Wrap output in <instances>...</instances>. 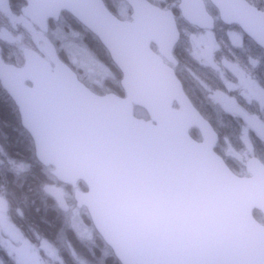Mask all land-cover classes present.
<instances>
[{"label": "water", "instance_id": "1", "mask_svg": "<svg viewBox=\"0 0 264 264\" xmlns=\"http://www.w3.org/2000/svg\"><path fill=\"white\" fill-rule=\"evenodd\" d=\"M123 1L131 21L113 15L104 0H26L22 15L42 34L36 43L45 57L28 50L17 67L0 53V83L18 109L37 161L74 189L76 206L87 211L120 264H143L149 251L157 264H256L264 251V225L254 217V210L264 215V164L250 159L248 176L241 177L215 152L219 135L165 62L177 64L173 52L181 34L174 13L148 0ZM209 1L220 21L238 26L264 51V11L247 0ZM179 2L189 25L215 29L205 0ZM63 12L109 53L123 74L125 98L94 93L60 58L47 35L49 21ZM135 106L149 119L137 118ZM231 111L264 140V122L239 106ZM193 128L202 142L191 137ZM146 160L171 167L145 169ZM44 189L69 211L61 188ZM20 254L27 262L26 244Z\"/></svg>", "mask_w": 264, "mask_h": 264}, {"label": "rangeland", "instance_id": "2", "mask_svg": "<svg viewBox=\"0 0 264 264\" xmlns=\"http://www.w3.org/2000/svg\"><path fill=\"white\" fill-rule=\"evenodd\" d=\"M117 16L120 19H128L130 17V8L122 0H111ZM157 5H161L166 0H153ZM180 23V22H179ZM60 24V23H58ZM182 24V23H181ZM0 45L2 52H5L8 59L15 61V63L21 65L24 61V53L26 51H37L36 39L40 36V31L35 27L29 19L27 20L22 14L15 9H11L7 1L0 3ZM185 32L184 46L189 49L190 63L208 65L211 64L208 60H204L202 57V51L205 50L207 55L217 54L220 50L218 44L216 32L214 31H202L183 25ZM228 38L236 48H241L244 40V33L238 28H231L226 30ZM83 32H77L70 27L63 24L52 28L49 38L55 43L58 50L63 56L75 66L80 75L87 81V83L101 93L109 92L106 87V83L109 81H116L117 74L111 69V67L97 57L82 43ZM84 34H86L84 32ZM25 35L28 36V40H25ZM32 37L33 45H29V38ZM203 49V50H202ZM204 52V51H203ZM220 59L217 57L215 69L220 68L222 76L220 80L228 90H239L242 93V99L247 102V105H253L254 103H261L260 96L252 93L248 89L247 70L244 68V64L237 60H231L229 58ZM250 63H254L251 59ZM255 64V63H254ZM119 82V80L117 81ZM202 85L208 90L211 88L206 82L202 81ZM201 85V84H200ZM202 87V86H201ZM213 100V96H212ZM263 106L256 112L257 117L264 122V109ZM260 115V116H259ZM261 117V118H260ZM219 128L222 130L223 121L216 120ZM231 125V121H224V123ZM225 132L222 134H233L235 139L220 138L218 143L219 151L229 161L230 165L235 169V172L241 176L248 175L246 166L247 162L256 157L264 161V140L259 139L252 131L244 124L240 122H233L230 128H224ZM232 130V132H231ZM31 170V165L24 162H20L10 158L5 149H1L0 153V174L22 176ZM64 191L65 188L61 187ZM3 188L0 187V264L4 260L6 264H24L19 260L22 243H28L30 249V256L36 259L34 264H67L62 255V249L60 244L50 242L48 239L41 237L39 233H28V237L22 233V231L16 227V224L12 220L11 208L6 201ZM46 192V191H45ZM48 195V194H47ZM68 199L71 201V195L67 193ZM69 202V211L65 214V220H67L70 230L80 241L86 245L95 244L96 233L93 226L85 219L88 217V213L85 209L78 208L72 201ZM71 255V260L77 261V264H92L83 259L77 254L76 251H71L69 247L65 248ZM106 252V253H105ZM104 253L109 254L106 250Z\"/></svg>", "mask_w": 264, "mask_h": 264}, {"label": "trees", "instance_id": "3", "mask_svg": "<svg viewBox=\"0 0 264 264\" xmlns=\"http://www.w3.org/2000/svg\"><path fill=\"white\" fill-rule=\"evenodd\" d=\"M105 5L116 14L111 0H104ZM152 1L153 0H149ZM179 0H166L161 6L164 9L172 10L177 18L181 19V13L178 9ZM250 3L256 5L260 10L264 11V0H247ZM23 5L18 3L15 5V11L19 12ZM184 22V21H183ZM60 24L72 28L77 32H83L82 43L105 64L109 65L113 69L118 79L120 77L119 70L113 64L108 52L87 29L70 16L68 13H63L60 17ZM50 21V29L59 26L60 24ZM182 26V25H181ZM237 28V27H235ZM239 29V28H238ZM84 32L86 34H84ZM25 40H28V36L25 35ZM249 43V49L246 51V56H241L240 53H233V58L242 64H247L249 57L254 58V62L259 64L260 76H256V79L264 84V51L259 48L250 39L246 38ZM226 43V42H225ZM32 37L29 38V45H33ZM61 59L68 63L69 61L63 56ZM119 80V79H118ZM117 80V81H118ZM109 81L106 83V87L109 92L119 94L121 87L119 82ZM97 91V90H96ZM7 93L2 89L0 85V141L2 148L5 149V153L12 159L24 162L31 165V170L22 176L2 175L0 174V187H2L6 201L11 208L13 222L26 234L31 232L39 233L44 239L50 240L55 244H60L62 249V255L67 264H77L74 259L71 260V255L65 249L66 246L72 251H76L77 254L83 259L92 264H120L114 257L112 251L105 245L104 241L96 234L95 244L86 245L82 240L80 241L70 230L67 220H65V214L59 209V205L56 200L51 199L45 192V187L48 185H61L50 173V170L43 167L38 163L35 157L34 145L31 137L21 126L20 115L18 109L9 98ZM237 122L242 123L238 120ZM226 122L222 123V130L224 128H230ZM221 134L222 138L235 139L233 134ZM191 135H195L191 132ZM238 138V137H237ZM230 164V163H229ZM233 169V167L230 165ZM235 171V169H233ZM82 190H86L84 184L79 186ZM65 192L71 195V201L73 200V192L71 187H64ZM256 219H260V215L255 213ZM89 217H86L88 223L91 224ZM106 250L109 254H105ZM105 252V253H104ZM77 262V263H76Z\"/></svg>", "mask_w": 264, "mask_h": 264}, {"label": "flooded vegetation", "instance_id": "4", "mask_svg": "<svg viewBox=\"0 0 264 264\" xmlns=\"http://www.w3.org/2000/svg\"><path fill=\"white\" fill-rule=\"evenodd\" d=\"M5 1L8 2L9 7L11 9H15V5L16 4L18 5V3L22 4L23 7L20 8L21 12H22V9L26 6V0H0V3L5 2ZM205 2H206L208 13L215 19V29L213 31L216 32L218 44L221 47L219 52L215 55H213L212 53H210L211 55L206 54V56H204L201 53L203 59L208 60L211 64H208V65H203V64L199 65V64H195V63L189 64V61H192V59L190 58L188 47L184 46L182 44L184 42L183 39L185 37V32H184L183 26H181V25L183 24L186 27H191V28H195V29H198V28L189 25L186 21L183 20L182 16H181V19H182L181 21L179 18H177L175 16L176 21L178 23L179 31L181 34V39H180L179 43L176 45V47L174 48V52H173V56H174L175 60L177 61V64L175 65V64H172L170 62L168 63V61H166V60H165V62H166V64H168V66H170L174 70L176 77L182 83L183 89H184L186 95L188 96V98L190 99V101L192 102V104L201 113V115L206 120H208L210 122V124L213 126V128H215V131L220 136L225 131L221 132V130H220L221 128H219V125H218V123H220V122H216L217 119L220 118L221 121H231L232 123L240 120V121H242V123H244V120L242 118L234 115V113L231 111V109L234 105L241 107L249 115L260 120L257 117L256 112L257 111L260 112L259 109L262 106L264 109V98H263V95L261 93V90H264V84L256 79V76L261 77L260 71L258 70L260 65L256 64V62H254L255 61L254 58L249 57V60H247V64L244 65L245 66L244 68L247 70V73H249L248 79H247L248 89L252 93H254V95L256 94L257 96H260L261 103H257V99L255 98L254 100H256V104L254 103L252 106L247 105V102H245L242 99L241 91H239V90H228V88L225 87V85H223L224 83H222V81L220 80V77L222 76L221 70H220V68L215 69V64H213V62L216 61L217 57H219V56H220V59L224 58L223 56H225L226 58H229L231 60H236L233 58V55H232L233 53L234 54L240 53L241 56H246V53H247L246 51H248V49L250 47H249V43L246 41V36H245L244 40H243L244 42H243L242 47L236 48L233 45V43L230 41V39L228 38L229 36L226 33L227 32L226 30L231 29L235 26L234 25L228 26V25L223 24L220 21V16H219L218 10L211 4V2L209 0H205ZM178 6H179V3H178ZM254 6H256V5H254ZM130 13H131L130 17L128 19H124V20L131 21V17H132L131 8H130ZM172 13H174V12L172 11ZM58 22H55V23H58ZM0 30H1V25H0ZM50 32H51V29L49 31L48 36L50 35ZM40 48H41V46H38V52L41 55H43V53L40 51L41 50ZM153 49L157 50L155 46H153ZM203 51L206 52L205 50H203ZM0 53H1V57H2L3 61L6 64L15 65L18 67L23 66L24 62H23V64L19 65V64L15 63L14 59L13 60L8 59L5 52H2L1 45H0ZM58 53L61 57L62 53L59 50H58ZM251 59L253 60V62L255 64L250 63ZM68 65L76 72V74L78 75V78L80 79L79 81L84 83L90 89H92L93 91H95L101 95L108 94L107 92L101 93L99 91H96V89L92 88L87 83V81L80 75V73L78 72V70L75 68V66L73 64L68 62ZM119 75H120V77L118 79H119V85L121 87V91L118 94V96L121 98H125L126 94H125L124 89L121 86L123 74L120 71H119ZM202 81L206 82L211 88L208 90L206 87H204V85H202L203 84ZM255 85L258 86L257 90L255 89ZM217 94L224 96V98H225L224 102L216 99L215 95H217ZM212 96H213V100H212ZM227 101H229L230 103H227ZM174 106H175V108H178L177 104H175ZM134 113H135V116L140 118V119H148L147 112L139 106L134 107ZM261 119H264V118H261ZM190 131L195 135L194 137L192 136L194 140H196L197 142H202L201 133L197 128H193ZM231 132H232V130H231ZM217 148H218V145L215 148V152L218 155H220L226 161L228 166H230L229 161L226 159L225 156L222 155V153ZM53 185H57V184H53ZM79 186H81V183H79L78 187ZM60 187H67V186L61 185ZM72 192H74L73 189H72ZM256 212L260 215V219H257V220L259 221L260 224L264 225V215L259 211H255L254 213H256ZM16 227H18V226L16 225ZM22 233L25 234L23 231H22ZM25 236L28 237L26 234H25ZM26 244L28 245L27 262L24 259H19V260L23 261L24 264H34L36 262V259H33V257H31L32 255L30 256L29 244L28 243H26ZM1 262L6 264V262L4 260H2Z\"/></svg>", "mask_w": 264, "mask_h": 264}, {"label": "snow or ice", "instance_id": "5", "mask_svg": "<svg viewBox=\"0 0 264 264\" xmlns=\"http://www.w3.org/2000/svg\"><path fill=\"white\" fill-rule=\"evenodd\" d=\"M142 167L145 169L150 170H158L165 167H171V165L166 164V162L163 161H157V160H146L142 163ZM143 264H157L154 255L151 251L147 252L145 254V258L143 261ZM188 264H208L206 261H198V260H190ZM256 264H264V251L260 253V259L256 262Z\"/></svg>", "mask_w": 264, "mask_h": 264}]
</instances>
